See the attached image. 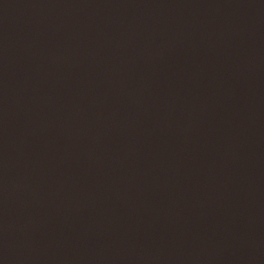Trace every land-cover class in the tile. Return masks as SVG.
Returning <instances> with one entry per match:
<instances>
[{"label": "water", "instance_id": "water-1", "mask_svg": "<svg viewBox=\"0 0 264 264\" xmlns=\"http://www.w3.org/2000/svg\"><path fill=\"white\" fill-rule=\"evenodd\" d=\"M0 264H264V0H0Z\"/></svg>", "mask_w": 264, "mask_h": 264}]
</instances>
